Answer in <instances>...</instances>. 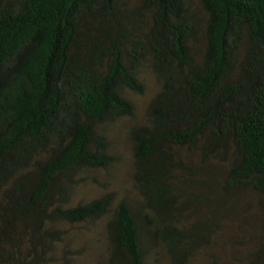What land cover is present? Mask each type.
Masks as SVG:
<instances>
[{"label": "trees", "instance_id": "trees-1", "mask_svg": "<svg viewBox=\"0 0 264 264\" xmlns=\"http://www.w3.org/2000/svg\"><path fill=\"white\" fill-rule=\"evenodd\" d=\"M144 68L160 87L139 121ZM125 119L138 197L77 202ZM248 194L264 231V0H0V264H51L66 225L106 217L108 264L183 263L197 204L219 214L191 222H221Z\"/></svg>", "mask_w": 264, "mask_h": 264}, {"label": "rangeland", "instance_id": "rangeland-1", "mask_svg": "<svg viewBox=\"0 0 264 264\" xmlns=\"http://www.w3.org/2000/svg\"><path fill=\"white\" fill-rule=\"evenodd\" d=\"M143 77L146 92L134 95L139 121H144L148 105L160 87L148 68L143 69ZM133 124V120L125 119L114 126L111 139L118 160L112 167L97 173V182L91 181L79 188L75 196L77 202L90 201L106 191H114L117 202L126 195L138 197L132 180V144L127 133ZM202 193L213 201L220 196V190L211 186L201 185L196 195L201 196ZM184 201L192 200L185 196ZM257 203L258 200L252 194L233 198L224 206L221 222H191L205 217L216 218L219 214L216 202L212 206L208 201L198 203L199 211L191 213L187 219L190 222H184L188 226L199 223L205 227L206 235L198 248L183 263H175L160 256L158 261H150L149 264H252L256 261V252L264 245V231L260 222L262 217ZM107 222L108 217L86 224L66 225L67 236L56 245L57 252L51 264H61L64 256L72 259L73 264H108Z\"/></svg>", "mask_w": 264, "mask_h": 264}]
</instances>
